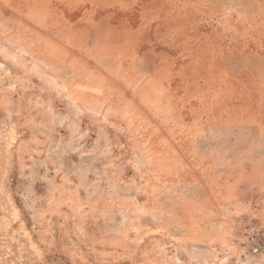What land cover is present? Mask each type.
Masks as SVG:
<instances>
[{"label": "rangeland", "instance_id": "374dc122", "mask_svg": "<svg viewBox=\"0 0 264 264\" xmlns=\"http://www.w3.org/2000/svg\"><path fill=\"white\" fill-rule=\"evenodd\" d=\"M127 3L114 19L143 24L157 75L103 90L85 64L47 59L46 34L0 1V264H264L247 216L230 256L190 261L172 237L191 179L217 183L219 158L242 152L226 138L264 121V0Z\"/></svg>", "mask_w": 264, "mask_h": 264}, {"label": "crops", "instance_id": "0c3cea01", "mask_svg": "<svg viewBox=\"0 0 264 264\" xmlns=\"http://www.w3.org/2000/svg\"><path fill=\"white\" fill-rule=\"evenodd\" d=\"M0 1L14 14L32 22L37 32L46 34L44 46L55 52L46 56L47 59L64 66H88L91 74L84 80L91 83L92 89L105 90L108 83L105 79L130 81L132 85L147 78L153 80L157 75L156 54L150 49H141L145 36L143 24L134 27L127 21L114 19L118 6L125 11L132 8L126 0ZM162 14L161 10L148 7L141 11L143 18ZM128 64L134 71L130 77L124 75ZM161 89L165 95L168 90L165 82ZM261 107L264 111V105ZM237 127L247 131L244 143L239 142L240 130L226 141L232 145L238 142L242 152H229L219 158L227 160V164L219 177L212 176L217 183L207 181L199 186L197 177L191 179L190 187L197 194L189 198L183 218L172 229L175 246L190 261L206 258L207 254L215 255L219 248L224 251L223 256H230L232 250L227 248L240 236L238 230L246 216L257 219L264 227V121ZM214 128L217 129L209 127L211 136L204 138L210 144L215 139ZM225 246L229 252H225Z\"/></svg>", "mask_w": 264, "mask_h": 264}, {"label": "built area", "instance_id": "2783aa9c", "mask_svg": "<svg viewBox=\"0 0 264 264\" xmlns=\"http://www.w3.org/2000/svg\"><path fill=\"white\" fill-rule=\"evenodd\" d=\"M248 237L250 239V242L252 243V252L254 254H257L261 250V242L259 240V235L255 230H248Z\"/></svg>", "mask_w": 264, "mask_h": 264}]
</instances>
